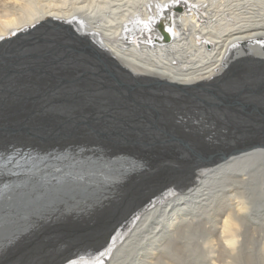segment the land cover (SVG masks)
Masks as SVG:
<instances>
[{
	"label": "bare ground",
	"instance_id": "1",
	"mask_svg": "<svg viewBox=\"0 0 264 264\" xmlns=\"http://www.w3.org/2000/svg\"><path fill=\"white\" fill-rule=\"evenodd\" d=\"M206 253L264 264V0H0V264Z\"/></svg>",
	"mask_w": 264,
	"mask_h": 264
},
{
	"label": "water",
	"instance_id": "2",
	"mask_svg": "<svg viewBox=\"0 0 264 264\" xmlns=\"http://www.w3.org/2000/svg\"><path fill=\"white\" fill-rule=\"evenodd\" d=\"M100 73L103 74V76H107V77H110V78L114 79L120 85L126 86L119 79L114 77L113 75H111V74L108 75V73H110V71L107 72V71H102L101 70ZM20 131H22V127H20V126H15V127H12V128H8L6 130V132H8V135L9 134L11 135V134H14V133L20 132ZM8 135L6 134V136H8ZM175 140H176V136L168 135V136H166L165 138H163L162 140H160L158 142L147 143V144H148V146H150V147L155 149V148H157L158 145H160V146L167 145V144H169L171 142H174ZM62 245H63L62 242H57V254L62 253V250H63V248L61 247ZM72 249L76 250L75 246H73ZM71 252H73V251H71ZM78 254H79L78 252L77 253L75 252L73 255H74V257H77V256H79ZM55 259L56 258L53 257L50 254V255H44V256H37L34 259H30V260H32L30 262L33 263V264H60V262L57 263V261Z\"/></svg>",
	"mask_w": 264,
	"mask_h": 264
},
{
	"label": "rangeland",
	"instance_id": "3",
	"mask_svg": "<svg viewBox=\"0 0 264 264\" xmlns=\"http://www.w3.org/2000/svg\"><path fill=\"white\" fill-rule=\"evenodd\" d=\"M108 78H110V77H108ZM144 110H146V108L144 109ZM208 227H210V226H208ZM38 244L37 243H32V246H31V248L29 247V249L26 247L25 249H23V250H21L20 251V255L21 256H23V255H27L28 253H32V249H35L36 247L35 246H37ZM29 251H28V250ZM31 251V252H30ZM25 253V254H24ZM18 254V253H17ZM17 254H15V255H17ZM23 254V255H22ZM65 257H67V255H65V256H63V258H65ZM207 257H210V255H209V253H206V254H203V257L202 258H200V260H199V258H197V261L200 263V262H204L205 264H211V259L210 258H207ZM191 264H192V262H191Z\"/></svg>",
	"mask_w": 264,
	"mask_h": 264
}]
</instances>
